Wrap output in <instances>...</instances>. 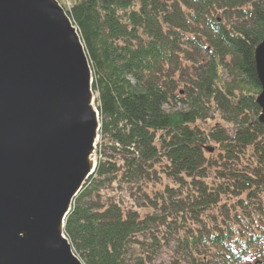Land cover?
Returning <instances> with one entry per match:
<instances>
[{
    "label": "trees",
    "instance_id": "obj_1",
    "mask_svg": "<svg viewBox=\"0 0 264 264\" xmlns=\"http://www.w3.org/2000/svg\"><path fill=\"white\" fill-rule=\"evenodd\" d=\"M64 9L100 119L96 168L65 219L75 255L83 264H157L163 251L173 264H263L254 49L264 0H72ZM111 187L121 200L119 188L129 192V207Z\"/></svg>",
    "mask_w": 264,
    "mask_h": 264
},
{
    "label": "water",
    "instance_id": "obj_2",
    "mask_svg": "<svg viewBox=\"0 0 264 264\" xmlns=\"http://www.w3.org/2000/svg\"><path fill=\"white\" fill-rule=\"evenodd\" d=\"M254 63L264 124V33ZM92 81L57 0H0V264H83L64 225L97 165Z\"/></svg>",
    "mask_w": 264,
    "mask_h": 264
},
{
    "label": "rangeland",
    "instance_id": "obj_3",
    "mask_svg": "<svg viewBox=\"0 0 264 264\" xmlns=\"http://www.w3.org/2000/svg\"><path fill=\"white\" fill-rule=\"evenodd\" d=\"M57 1L60 3V5H62V6L64 5L63 8H65V7L69 6V4L71 3L72 0H57ZM213 123H214V120H210L208 122L209 125H211ZM99 139H100V137L98 138L96 149H95V155H94L95 158H98L97 150H98ZM114 187L117 188V185L115 184ZM119 189L123 195L122 200L119 199V195L117 194V191L113 190L112 187L107 189V194L109 196L115 197L116 200H119V201L121 200L120 202L122 203V206L129 207L131 204V200L133 201V197L129 194V192L127 190H122L123 189L122 187ZM262 254H263V258H264V252H262ZM262 254H261V256H262ZM156 263L157 264H173L171 256L167 251H163L160 253V255L157 258ZM184 264H189V263L186 261ZM241 264H244V263H241Z\"/></svg>",
    "mask_w": 264,
    "mask_h": 264
}]
</instances>
